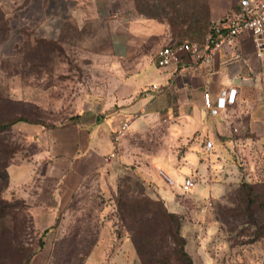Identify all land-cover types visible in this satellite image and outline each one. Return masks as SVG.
Returning a JSON list of instances; mask_svg holds the SVG:
<instances>
[{
	"label": "rangeland",
	"instance_id": "rangeland-1",
	"mask_svg": "<svg viewBox=\"0 0 264 264\" xmlns=\"http://www.w3.org/2000/svg\"><path fill=\"white\" fill-rule=\"evenodd\" d=\"M57 1L0 0V24L7 20L9 28L0 30V119L14 116L33 122H18L14 131L2 134L19 147L15 158L28 153L27 124L58 126L90 104L99 108L123 66L112 58L107 23L90 12L92 0H82L87 11L81 21L69 20L53 36L42 37L43 12L56 13ZM133 2L147 15L174 20L175 29L187 30L188 39H202L208 30V0ZM196 142L175 135L163 123L127 130L110 166L92 175L64 214L44 227L35 219L34 197L8 193L3 169L0 191L7 197H0L12 206L0 224V264H143L130 232L134 223L124 215L134 211L124 203L136 196L161 200L180 217L185 249L194 264H264V196L253 221L238 194L244 179L264 174V159L250 148L237 149L235 163L200 172L195 185L185 190L184 177L193 176L187 174L192 162L188 154L195 150L200 161L213 156L204 151L206 140L199 141L202 149ZM166 165L177 173H168ZM160 170L177 185L162 180ZM17 201L24 205L17 207ZM146 245L147 250L162 249L157 242Z\"/></svg>",
	"mask_w": 264,
	"mask_h": 264
},
{
	"label": "crops",
	"instance_id": "crops-1",
	"mask_svg": "<svg viewBox=\"0 0 264 264\" xmlns=\"http://www.w3.org/2000/svg\"><path fill=\"white\" fill-rule=\"evenodd\" d=\"M81 3L58 0L56 13L44 11L41 36H53L69 20L81 21L87 11ZM91 3L90 12L107 23L112 58L123 63L116 72V82L99 108L90 104L58 126L27 124L28 153L24 158L16 157L4 169L9 177L8 193L35 198L33 213L40 227L55 222L84 183L110 166L116 149L114 133L127 121L128 130L133 132L156 123L166 124L175 135L194 138L198 149H202L199 141H214V150L205 152L212 153L213 158L200 161L195 150L188 154L192 162L187 165V174L194 178L200 172L235 163L237 149L244 147L264 159V58L256 55L249 32L223 45L209 63L185 57L179 63L160 67L154 59L156 51L180 41L167 20L138 13L133 0ZM236 4L237 0H208L206 35L210 23ZM236 54L249 63L236 59ZM230 88L237 89L235 101L212 115L204 105V93L208 91L215 102L222 89ZM165 169L177 173L168 165ZM161 179L168 183L163 175ZM4 193L0 191V195ZM45 193L50 201L44 199Z\"/></svg>",
	"mask_w": 264,
	"mask_h": 264
},
{
	"label": "trees",
	"instance_id": "trees-1",
	"mask_svg": "<svg viewBox=\"0 0 264 264\" xmlns=\"http://www.w3.org/2000/svg\"><path fill=\"white\" fill-rule=\"evenodd\" d=\"M136 8L140 14L152 17L147 15L143 10L141 11L139 4ZM2 14L3 13L0 11V15ZM168 22L173 33L178 36L180 40H199L186 38L185 36L187 33L185 32H187V30L175 29V22L172 19H168ZM212 24L213 22L210 23L211 27ZM0 30H9L7 20H5L4 25L0 24ZM206 33L202 36L203 39ZM21 121L33 123L23 117L13 116L4 121L0 119V171L13 162L19 151V147L3 139L2 134L14 131L15 124ZM42 125L52 127L45 124ZM237 162L242 167L240 161ZM238 194L241 196V202L244 203L246 213L255 221V208L259 205H263L264 174L261 176L255 173L249 180L244 179L239 186ZM124 204H131L130 206L134 207V211L130 209L128 212L124 213V215L129 216L131 222L134 223L130 227V232L143 264H194L191 255L185 249L186 239L180 232V217L176 213L168 211L161 200H155L146 196H136L130 198L128 203ZM20 205H24V202L17 201V207ZM11 206L12 203L0 197V224L2 219L10 213L9 208ZM45 232L47 233V231L44 230L43 234H45ZM146 241L157 242L162 249L157 251L147 250Z\"/></svg>",
	"mask_w": 264,
	"mask_h": 264
},
{
	"label": "built area",
	"instance_id": "built-area-1",
	"mask_svg": "<svg viewBox=\"0 0 264 264\" xmlns=\"http://www.w3.org/2000/svg\"><path fill=\"white\" fill-rule=\"evenodd\" d=\"M249 32L255 45V52L259 58H264V0H237V4L223 17L214 21L208 34L202 41L180 40L175 43L160 47L154 59L158 66L165 67L172 63H179L185 57H191L201 63H209L213 55L223 45L230 44L239 35ZM236 59L248 64V59L236 54ZM237 89H222L220 96L214 102L211 94L204 93V105L212 115H218L226 109L227 103H233L236 99ZM130 122H125L115 133L114 142L120 143L128 130ZM215 143L206 140L204 144L205 152H212ZM116 150V149H115ZM115 155V151L111 157ZM160 173L166 181L174 186L176 181L169 177L163 170ZM195 185V178L191 175L184 177L182 186L185 190L191 189Z\"/></svg>",
	"mask_w": 264,
	"mask_h": 264
}]
</instances>
